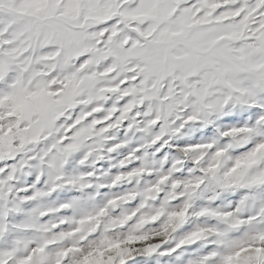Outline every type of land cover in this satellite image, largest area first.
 <instances>
[{
	"label": "snow or ice",
	"instance_id": "snow-or-ice-1",
	"mask_svg": "<svg viewBox=\"0 0 264 264\" xmlns=\"http://www.w3.org/2000/svg\"><path fill=\"white\" fill-rule=\"evenodd\" d=\"M0 264H264V0H0Z\"/></svg>",
	"mask_w": 264,
	"mask_h": 264
}]
</instances>
